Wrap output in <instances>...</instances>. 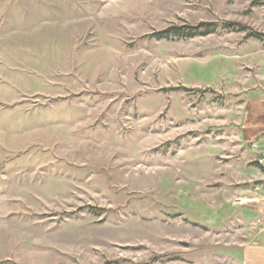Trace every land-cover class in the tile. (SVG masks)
Masks as SVG:
<instances>
[{
    "label": "rangeland",
    "instance_id": "obj_1",
    "mask_svg": "<svg viewBox=\"0 0 264 264\" xmlns=\"http://www.w3.org/2000/svg\"><path fill=\"white\" fill-rule=\"evenodd\" d=\"M262 154L264 0H0V264H245Z\"/></svg>",
    "mask_w": 264,
    "mask_h": 264
},
{
    "label": "crops",
    "instance_id": "obj_2",
    "mask_svg": "<svg viewBox=\"0 0 264 264\" xmlns=\"http://www.w3.org/2000/svg\"><path fill=\"white\" fill-rule=\"evenodd\" d=\"M243 261L245 264H264V230L260 234L257 244L245 247L243 251Z\"/></svg>",
    "mask_w": 264,
    "mask_h": 264
},
{
    "label": "trees",
    "instance_id": "obj_3",
    "mask_svg": "<svg viewBox=\"0 0 264 264\" xmlns=\"http://www.w3.org/2000/svg\"><path fill=\"white\" fill-rule=\"evenodd\" d=\"M200 30H203L202 32ZM173 31L176 33H174L175 35L173 37H178V38H183L184 35H181L180 30L179 29H173ZM211 33L210 31V25H201L199 28L197 29H191L190 33L187 35L190 38L196 37V36H203V35H209ZM171 31L168 32H162L158 35H156V37L160 40H169L171 38Z\"/></svg>",
    "mask_w": 264,
    "mask_h": 264
},
{
    "label": "built area",
    "instance_id": "obj_4",
    "mask_svg": "<svg viewBox=\"0 0 264 264\" xmlns=\"http://www.w3.org/2000/svg\"><path fill=\"white\" fill-rule=\"evenodd\" d=\"M262 156L264 157V154H262ZM260 163H261V164L263 163L262 159H260Z\"/></svg>",
    "mask_w": 264,
    "mask_h": 264
}]
</instances>
